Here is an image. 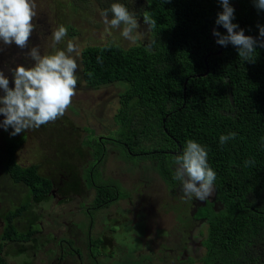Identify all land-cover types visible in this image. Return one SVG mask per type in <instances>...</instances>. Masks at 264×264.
Here are the masks:
<instances>
[{"label": "trees", "instance_id": "obj_1", "mask_svg": "<svg viewBox=\"0 0 264 264\" xmlns=\"http://www.w3.org/2000/svg\"><path fill=\"white\" fill-rule=\"evenodd\" d=\"M63 1L69 16H76L73 21L84 11L91 15L84 21L104 25L96 12L102 13L115 2L136 12L138 20L143 21L144 10L157 20L156 29L147 34L145 41L127 46L123 44L126 39L119 35L121 43L111 41L83 48L82 70L88 86L101 89L118 84L122 88L115 115L119 125L107 135H98L92 129L83 146L98 156L96 162H106L110 146L117 148L119 158L132 167L150 158L160 177L177 192L181 191V183L173 179L174 158L182 153L188 139L199 142L217 174L212 194L215 199L209 198L199 208L196 218L206 219L202 228L183 217L188 216L192 204V199H186V207L178 211L181 224L177 214L173 219L175 231L191 237L196 250L203 243L205 250L198 260L202 264H264V47L257 46V57L249 62L239 58L233 45L216 42L212 28L227 33L216 24L223 10L220 0H152L150 5L147 0ZM229 2L235 9L233 23L246 35L259 38L258 25H264V10H257L253 0ZM74 23L65 24L69 39L80 28ZM140 25L143 31L145 25ZM153 39L157 42L147 47ZM11 132L5 130L2 139L0 152L7 172L0 179L9 178L24 187L22 191L27 195L31 192L41 201L45 194L38 192L49 191L51 179L40 172L38 164L23 166L17 161L16 152L26 134L18 137ZM232 132L236 137L221 145L220 136ZM246 160H254V164L246 166ZM112 182L116 191L119 187L122 190L118 182ZM17 228L12 218L0 235V264H8L3 253L8 241L19 244L21 240ZM186 252L192 251L189 248ZM188 263L196 264L189 258L180 264Z\"/></svg>", "mask_w": 264, "mask_h": 264}, {"label": "flooded vegetation", "instance_id": "obj_2", "mask_svg": "<svg viewBox=\"0 0 264 264\" xmlns=\"http://www.w3.org/2000/svg\"><path fill=\"white\" fill-rule=\"evenodd\" d=\"M138 22L143 23L142 20H138ZM140 31H142L141 28ZM92 129L95 130L94 127ZM88 132L91 133V131ZM108 152L106 162L102 163L100 161L96 162L97 155L89 149L87 155L79 157L82 161L89 157L88 161L86 159L87 163L82 167L71 165L73 168L70 172L61 171L57 175H47L52 184L49 191L38 192V195L45 194L41 201H37V196L28 195L27 201L24 202L23 196H26L27 192L21 190L19 201L5 199L6 201L9 200L7 205H4L3 202L0 203V228L2 230L0 235L4 233L12 218L14 224L18 227L17 229L20 230L19 238L21 240L19 244L8 241L9 243L3 248L8 264H100L101 260H98V257L101 256L108 258L110 264L112 262L115 264H121V262L125 264H153L173 259L172 256L170 257L169 251L165 252L153 244L156 240L171 238L172 233L179 234L175 231L177 228L173 222V216L169 228L157 226L159 229H155L157 231L165 229V234L161 236L151 234L153 238H148L147 232L145 237L141 238L144 244L143 249L129 251L127 248H122L123 246L117 243L113 237H110L112 232L117 233L118 230H121L123 223L133 225L141 219L149 220L143 211L142 204L140 205L146 192L144 193L143 189H139V184L144 175L148 178V182L153 181L154 176L150 177L146 173L149 167L142 166V162L146 161L153 164V160L150 158L138 163L135 167H132L131 163L125 162L124 169L129 168V172L138 169L137 172L141 173L135 181L125 182L123 176H120L121 172L109 170L107 165L109 157L112 156L110 154L118 152V149H112L110 146ZM17 153L18 150L16 159ZM57 153L61 152L58 151ZM130 154L133 157H142V154L139 153ZM113 156L117 158L115 155ZM72 158L73 156L68 159L69 163ZM85 168L89 170L87 173ZM111 176L118 182V185L122 186V190H120V187L117 188V191L114 189L113 182L108 181ZM170 189L173 188L170 186ZM4 193L7 197L8 193ZM172 193L173 197L178 200L177 202L181 203L179 207H186L183 192L172 190ZM211 199L214 200L215 197ZM160 200L167 201L169 198L161 197ZM167 204L170 206L172 203L168 202ZM204 204V201L201 202L192 198V204L188 208V216L182 213L186 219L191 218L198 228H202L206 224L205 218H196L199 208ZM150 211L151 217L155 218L153 209ZM157 212L163 215L169 213L158 209ZM104 213L109 219L105 220L103 218L105 217L103 216ZM182 234L183 239L186 238V240L183 242L182 248L178 250L180 252L179 256L195 259L196 264H202L198 260L200 254L205 250L203 243L200 242L199 248L196 250L193 248L196 242L191 237ZM95 246L99 249V253L95 252ZM13 248L15 249L12 255L10 251ZM147 248L150 249V255L145 252ZM189 248L192 251L190 254L186 252ZM15 250H18L17 253H15ZM107 250L111 251L110 255ZM163 252L168 254L167 257ZM124 260H128V262Z\"/></svg>", "mask_w": 264, "mask_h": 264}, {"label": "rangeland", "instance_id": "obj_3", "mask_svg": "<svg viewBox=\"0 0 264 264\" xmlns=\"http://www.w3.org/2000/svg\"><path fill=\"white\" fill-rule=\"evenodd\" d=\"M63 2V0H35L37 12V16L33 21L35 24V30L30 37L28 48L21 49L15 44H12L11 46H3L0 44V47L3 49L0 50V70L5 72V75L9 78V85L14 87V78L12 79L13 75L11 70L18 64H25L27 66L34 63L30 58L26 57V53L30 51L32 46L38 45L41 54H44L45 52L52 50V32L58 26H65L67 22L71 21L72 23L75 22L76 25L80 27L76 36L69 39L67 35L63 42L56 45L57 48H65L67 42L72 40L77 45L80 52V55L76 57L79 65L77 69L79 80L76 87V95L72 99L71 106L67 109L63 117L58 118L55 122H50L46 124L47 126H41L38 129L27 130L24 133L26 134V140L22 142L18 148V162L23 166L38 164L40 172L45 175H57L61 171L70 172L73 167L68 159L72 156L71 153L74 152V156L71 159L72 165L82 167L89 159V157H86L83 161L79 159V157L83 156V152L86 155L88 154L87 147L83 146V142L89 134L88 131H92V128L94 127L98 135H107V131L113 130V128L119 125L115 120V115L120 108L119 94L122 91V88L118 84L105 86L101 89H93L89 87L83 76L81 52L87 45H103L111 41L121 43L118 40L123 37L120 33L122 28L115 29L105 24L96 25L88 22L86 19L84 21V18L91 17L89 12L84 11L78 13L77 19L73 21L76 16H69V10L63 6ZM58 4L59 6H57ZM100 15V11H97L96 16L99 17ZM98 23L100 24L101 22ZM143 31H145V28H143ZM143 31L138 32L137 36L139 37V40L141 39L145 41L147 35H145ZM138 42L139 41L137 40H123V44L127 46ZM22 58H26V61H22ZM1 92L2 90H0V94H2ZM3 119L4 117L0 114V122H2ZM5 135L4 128L0 126V150L3 146L2 139ZM20 135L23 136V133H20L17 136L21 137ZM58 151L62 154L57 153ZM110 155L112 156L109 157L107 162L109 170L121 172L120 176H123L125 182L131 180L135 181L137 177H140L141 173L137 172L138 169L137 171L133 169L129 172V168H123L125 166V160H119L118 152H113ZM2 159V154L0 152V172L4 170ZM90 163L92 164V162ZM142 164L144 167H149V170L146 173H148L150 177L154 176L153 181L148 182V178L144 175L139 184V189H143L144 193L146 192V194L143 195L144 198L141 200L142 203L140 202V205L142 204L143 211L146 213V217L149 218V220L141 219L136 222L137 224L133 225L123 223L121 230H118L117 233L112 232L110 235L111 238L113 237L117 243L123 246L122 248H127L129 251L144 248L141 238H144L147 232L148 238H153L151 234H158L159 236L165 234V232L157 231L155 229H159L158 227L169 228L172 216L173 219H175V214H177L178 223L181 224V217L178 213V200L173 197V189H170V184L160 178L155 162L152 164V162L146 161L142 162ZM85 172L87 173V168H85ZM108 181L115 180L113 176H111ZM13 184L14 183L11 182L9 178L8 180L4 179V181H1L0 179V203L3 202L4 205H7L9 200L6 201L5 199H14L15 202L19 201V193L25 188ZM4 192L8 193L7 197ZM30 196H32L31 192ZM161 197H167L169 200L162 201L160 200ZM27 198L28 195L23 196V201H27ZM135 198H137V196H135ZM211 198H214V196L212 195ZM168 202L172 204L169 206L167 204ZM151 209H153L155 218H152L150 215ZM157 209L169 213L167 215L158 214ZM103 216H105L103 217L105 220L109 219L106 217L105 213ZM114 227H116V225H114ZM1 231L0 228V232ZM137 234L140 235L137 236ZM182 235V232L179 231V234L172 233L171 238L168 237L166 239L154 241L153 244H155V246L165 252L169 251L170 257L172 256L173 259L155 262L153 264H180L182 259L187 258L186 256H179L180 252L178 250L182 248V244L186 240V238L183 239ZM111 243L113 244V241ZM94 249L96 253H99L97 246H95ZM107 252L109 255L111 254L110 250H107ZM145 252L147 255H150L151 253L149 248L145 249ZM164 255L167 257L168 254L164 253ZM177 256H179V258H177ZM98 260H101L100 264H110L109 259L105 256L98 257ZM124 261L128 262V260ZM111 264L115 263L112 262ZM121 264L125 263L121 262Z\"/></svg>", "mask_w": 264, "mask_h": 264}, {"label": "clouds", "instance_id": "obj_4", "mask_svg": "<svg viewBox=\"0 0 264 264\" xmlns=\"http://www.w3.org/2000/svg\"><path fill=\"white\" fill-rule=\"evenodd\" d=\"M253 2L257 10H264V0H253ZM147 3L150 5L152 0H147ZM220 3L223 10L218 13L216 24L222 25L227 33L223 34L215 29L213 34L217 37L216 42L222 46L233 45L238 49L241 60L254 62L257 57V46L264 47V25H258L259 38L246 35L244 29L233 23L235 9L229 0H220ZM141 15L145 25L144 34L152 33L157 27V20L147 10ZM36 16L35 0H0V44L3 46L15 44L21 49L28 48L30 37L35 30L33 21ZM101 16L105 25L115 29L122 28L121 35L126 40L139 41L137 33L141 25L138 16L125 4L112 3L109 9L101 13ZM66 36L67 28L60 25L52 32L51 51L41 54L38 45L32 46L26 57L34 63L27 66L18 64L11 70L14 87L9 86L8 76L0 70V90H2L0 114L4 116L0 126L4 130L11 128L10 135L16 136L29 129H38L42 125L55 122L63 117L71 106L79 80L77 75L79 65L76 57L80 52L72 40L67 42L65 48L56 47ZM156 42L155 39L151 40L147 47L151 48ZM0 50H3L2 47ZM97 59L100 62V58ZM227 82L225 80V84ZM236 135L235 132L222 134L219 138L220 144L224 145ZM173 164L175 166L173 179L181 183V191L185 199L195 198L203 202L212 196L217 174L209 164L208 152L203 145L188 139L182 153L174 158ZM250 164H254V160L245 161L246 166Z\"/></svg>", "mask_w": 264, "mask_h": 264}, {"label": "crops", "instance_id": "obj_5", "mask_svg": "<svg viewBox=\"0 0 264 264\" xmlns=\"http://www.w3.org/2000/svg\"><path fill=\"white\" fill-rule=\"evenodd\" d=\"M6 172H7V171H6L5 168H4V170L0 172V175H3V176H4V175L6 174ZM3 181H4V180H3Z\"/></svg>", "mask_w": 264, "mask_h": 264}, {"label": "water", "instance_id": "obj_6", "mask_svg": "<svg viewBox=\"0 0 264 264\" xmlns=\"http://www.w3.org/2000/svg\"><path fill=\"white\" fill-rule=\"evenodd\" d=\"M215 28H212V32H214ZM225 31H227L226 29H224ZM222 51V48H220V52ZM186 89V88H185Z\"/></svg>", "mask_w": 264, "mask_h": 264}]
</instances>
